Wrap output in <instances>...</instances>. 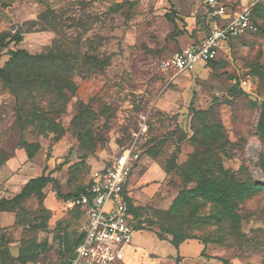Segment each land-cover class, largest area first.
Segmentation results:
<instances>
[{"label": "rangeland", "instance_id": "obj_1", "mask_svg": "<svg viewBox=\"0 0 264 264\" xmlns=\"http://www.w3.org/2000/svg\"><path fill=\"white\" fill-rule=\"evenodd\" d=\"M237 1V10L248 3ZM213 24L197 0H0V40L20 34L14 49L30 56L11 64L3 49L0 58L13 81L0 78V198L45 165L62 164L53 174L62 195L82 191L93 172L135 148L127 184L140 210L130 223L147 230L133 233L117 264H264V8L254 13L256 31L220 44L215 64L161 68ZM17 111L33 120L26 140L42 147L32 161L17 148ZM203 180L220 184L226 202L201 197ZM55 190L49 184L42 205L30 198L9 213L0 264L69 257L85 214ZM178 197L189 201L171 224L199 251L180 254L155 235L161 217L152 211H168ZM59 238L68 244L63 257Z\"/></svg>", "mask_w": 264, "mask_h": 264}, {"label": "built area", "instance_id": "obj_2", "mask_svg": "<svg viewBox=\"0 0 264 264\" xmlns=\"http://www.w3.org/2000/svg\"><path fill=\"white\" fill-rule=\"evenodd\" d=\"M208 10L213 27L197 45L186 48L161 63L163 70L179 73L195 64L216 60L221 43L247 31H256L251 11L264 0H248L241 10L232 9L230 0H197ZM135 148L117 155L111 164L93 172L85 192L69 199L86 217L85 236L65 264H117L121 249L131 243L135 232L130 223L127 182L139 161Z\"/></svg>", "mask_w": 264, "mask_h": 264}, {"label": "trees", "instance_id": "obj_3", "mask_svg": "<svg viewBox=\"0 0 264 264\" xmlns=\"http://www.w3.org/2000/svg\"><path fill=\"white\" fill-rule=\"evenodd\" d=\"M264 8V3L256 5L252 11H251V20L253 22L254 13L256 10ZM5 39H8L7 42H4ZM22 37L20 34H15L14 36H5V38L0 40V58L2 54L3 49L7 50V55L10 56L9 63H15L19 61H24L27 58H29V54L24 50H16L14 49L15 46H17L19 43H21ZM13 46V47H12ZM217 60V59H216ZM216 60L210 61L206 63V65H213L215 64ZM8 63V62H7ZM6 65V64H5ZM0 78L7 82L12 83L13 81L9 78V73L7 72L6 67L0 68ZM32 119H24L22 116V113L20 111L16 112V119L15 123L20 128V135L17 143V148L22 149L26 155V158L28 161H32L34 157L37 155V153L41 150V145L38 142H29L26 140V137L24 135V132L30 131L31 125H32ZM138 152V151H137ZM139 154V152H138ZM140 156V155H139ZM198 157V155H193L189 162H191L190 167L192 168L193 173L200 171V163L202 162V159L199 160V162H195V159ZM194 160V161H193ZM5 164V160H0V168ZM62 167V164H59L58 166L54 168H50L48 165H45L41 171V174L38 176H35L33 178H30L19 191L18 194H16L14 197L5 199H0V213L1 212H13L15 208H17L22 202L25 200H28L30 198H34L37 200L39 205H42L43 199H44V189L47 185L51 184L54 185L56 188L55 194L58 198L63 200H69L73 197H77L83 192H85L86 188L82 191H77L74 193H69L66 195H62L59 191V184L53 177V174L59 171ZM167 170L169 171V165L167 167ZM91 182V180H90ZM89 182V183H90ZM219 185L215 181H202V184L199 187L200 195L201 197L208 198L211 197L213 199H216L218 202L223 200L224 203L226 202V196L224 193V189L222 187L219 188ZM88 186V185H87ZM219 193H221L219 195ZM189 200L184 198H177L171 208L168 211L161 212L153 210L152 212L155 213L157 216H160V222L157 223L159 226V232L155 233L157 239L159 241H167L169 244L173 246V248L178 251L179 246L184 243L187 240L196 239L188 234L183 233L178 226L174 227L172 223L173 215L176 214L184 204H186ZM128 207H129V214L130 216H133L135 218H138L137 212L140 210V208H135L130 202V198L128 199ZM152 224L149 223L147 226H151ZM134 231H144L147 229L139 228L138 230L134 228L132 225ZM38 228L40 229H46L47 226L44 222H41L40 216L38 217ZM85 230V229H84ZM85 236V231L80 234V236L77 238L75 245L73 249L71 250V253L69 254V257L64 261L63 264H65L73 255L75 247L78 245L79 242L82 241V239ZM166 236H169L170 239H167ZM3 236L0 235V243L3 241ZM201 241V240H200ZM202 242V245H204V248L202 252L205 250L206 242ZM57 251L58 254L63 257L67 253L68 250V244L64 242L63 238H59L57 240ZM0 254H7L6 248H0ZM223 264H228L226 260H221ZM27 262V261H26Z\"/></svg>", "mask_w": 264, "mask_h": 264}, {"label": "crops", "instance_id": "obj_4", "mask_svg": "<svg viewBox=\"0 0 264 264\" xmlns=\"http://www.w3.org/2000/svg\"><path fill=\"white\" fill-rule=\"evenodd\" d=\"M178 1H180V0H178ZM230 3H231V5H232V9H236L237 10V8L239 7V6H237V3H238V1L237 0H230ZM205 7V6H204ZM185 73H189L188 71L187 72H185ZM3 168H4V170H6L7 169V166H5V164H4V166H3ZM3 168H2V170H3ZM154 168V166H151L150 167V171L152 170ZM101 169H103V168H101ZM100 169V170H101ZM1 171V170H0ZM136 171V170H135ZM33 178V177H32ZM144 179H145V177H144ZM147 181V179L145 180V182ZM27 182V181H26ZM25 182V183H26ZM24 183V184H25ZM23 184V185H24ZM126 189H127V191H128V193H129V195H130V191H129V189H128V184H127V186H126ZM21 190V187H19L14 193H12V194H10L9 196H6L5 197V199H9V198H12V197H14L16 194H18L19 193V191ZM2 198V197H1ZM0 198V199H1ZM10 212H1L0 213V227L1 228H3V227H6V225H8V223H9V221H11V216H10V214H9ZM85 222H86V217H85ZM200 250V245L198 244V243H196L195 244V242H189V244H187V243H182L181 245H180V247H179V249H178V251L180 252V254H182L183 252L184 253H187V251H191V252H195V251H199ZM175 252H176V250H175Z\"/></svg>", "mask_w": 264, "mask_h": 264}]
</instances>
